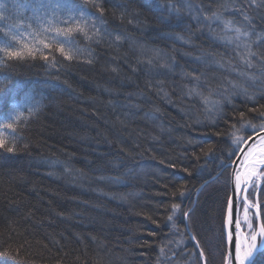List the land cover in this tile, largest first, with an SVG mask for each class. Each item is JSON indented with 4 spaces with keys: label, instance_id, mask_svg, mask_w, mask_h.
<instances>
[{
    "label": "trees",
    "instance_id": "1",
    "mask_svg": "<svg viewBox=\"0 0 264 264\" xmlns=\"http://www.w3.org/2000/svg\"><path fill=\"white\" fill-rule=\"evenodd\" d=\"M85 11L73 59L54 45L48 60L0 63V101L31 90L40 104L9 138L14 151L0 148V264H202L188 230L206 264H223V166L240 147L232 133H249L240 113L264 123V76L218 37L226 20L264 34V0H94ZM240 71L259 79L248 86ZM194 87L219 104L207 111Z\"/></svg>",
    "mask_w": 264,
    "mask_h": 264
},
{
    "label": "snow or ice",
    "instance_id": "2",
    "mask_svg": "<svg viewBox=\"0 0 264 264\" xmlns=\"http://www.w3.org/2000/svg\"><path fill=\"white\" fill-rule=\"evenodd\" d=\"M89 4H94V0H81L80 3L73 0V3L67 7L58 0H37V3L33 5H14L17 14L15 17H9L5 15L8 11L6 5L0 3V22L13 21L0 27V34L5 37V42L0 44V63L7 60L35 59L37 55L48 60L44 50H51L54 45L66 60L73 59L79 50L73 47L74 42L69 38V34L73 31L84 32V26L87 23L85 17L90 15L85 8ZM25 10L30 11L31 15H24ZM64 11L70 14L78 12L79 17L73 15L61 17L60 13ZM213 15L216 20L221 19L219 15ZM206 19L212 18L206 17ZM222 23L225 34L218 39L228 44H235L236 55L240 62L249 69L259 67L261 76H264V34L235 26L231 20L222 21ZM232 32L235 35H228ZM216 64L221 68L224 67L220 61H216ZM229 65H231L230 61ZM238 75L253 81L259 78L254 73L249 74L244 71L239 72ZM193 79L199 81L200 77L195 76ZM232 86L238 87L235 83H232ZM243 91L247 93L246 89ZM189 95L200 97L207 111H212L219 104L218 100L211 99V89L205 96L194 87L189 90ZM39 107V101L35 100L31 90H23L18 100L10 101L7 105L0 101V148L7 152L14 151L15 145L9 144V138L16 139L17 126L21 121L26 122L33 116ZM260 115L264 118V112ZM240 117V128L237 131L243 129L250 131L247 138L237 135L236 132L232 133L233 144L246 147H238L230 153L231 156H235L236 151H239L242 156L237 158L233 172V197L227 200L223 223L224 246L227 251L223 262L224 264H264V219H262L264 207L261 203V198L264 197V187H262L264 184V123L257 126L251 121L245 122L244 113H240ZM232 127L236 128V125ZM249 189L252 191L249 192ZM250 197H256V199H250ZM172 208L175 212L179 209V205L173 204ZM168 219L172 220V216L170 215ZM197 247H199L198 243ZM160 251L163 253L164 249L161 248ZM199 256L201 258L205 256L203 249L200 250Z\"/></svg>",
    "mask_w": 264,
    "mask_h": 264
},
{
    "label": "rangeland",
    "instance_id": "3",
    "mask_svg": "<svg viewBox=\"0 0 264 264\" xmlns=\"http://www.w3.org/2000/svg\"><path fill=\"white\" fill-rule=\"evenodd\" d=\"M22 1H24V0H22ZM0 3H4L5 5H6V7H7V9H8V11L5 13V15L6 16H9V17H15L16 16V9L14 8V5H20L19 4V2L17 1V0H9V1H5L4 2V0H0ZM26 4H28V5H33V4H35V3H37V0H26V2H25ZM30 12V11H29ZM24 15H31V12H30V14H26L25 13V11H24V13H23ZM10 22H13V21H11V20H9V21H6V22H1L2 24V27L4 26V24L5 23H10ZM228 35H235V33L234 32H232V33H228ZM259 63V62H258ZM257 71H260L259 69L257 70ZM241 72V71H240ZM245 72V71H244ZM247 73H249V74H252V72L250 73L249 71H247ZM232 75V74H231ZM233 78H235L236 80H238L239 82H240V80L242 79V83H246V85H248V86H252V84H253V80H250V79H248L247 77H244V76H240V75H235V74H233ZM230 78H228L227 80H229ZM259 79V78H258ZM259 81H261V78H260V80ZM229 82V81H228ZM231 82V81H230ZM229 82V83H230ZM232 83V82H231ZM233 89H234V87H233ZM235 89H238L237 87H235ZM248 131H250L249 129H247ZM252 190L251 189H249V192H251ZM256 197H250V199H255ZM240 213H241V216L243 215V209L241 208L240 209ZM226 249V248H225Z\"/></svg>",
    "mask_w": 264,
    "mask_h": 264
},
{
    "label": "water",
    "instance_id": "4",
    "mask_svg": "<svg viewBox=\"0 0 264 264\" xmlns=\"http://www.w3.org/2000/svg\"><path fill=\"white\" fill-rule=\"evenodd\" d=\"M251 141H249L250 143ZM241 147H246L245 145H241ZM242 156V153L237 151V154L235 155L234 157V160L233 162L231 163V170H230V181H229V185H230V190H229V197H233V188H234V184H233V172H234V168L236 166V162H237V158L241 157ZM256 199V198H255ZM226 208H227V204H226ZM225 215H226V211H225ZM225 218V216H224ZM224 239H225V233H224Z\"/></svg>",
    "mask_w": 264,
    "mask_h": 264
},
{
    "label": "bare ground",
    "instance_id": "5",
    "mask_svg": "<svg viewBox=\"0 0 264 264\" xmlns=\"http://www.w3.org/2000/svg\"><path fill=\"white\" fill-rule=\"evenodd\" d=\"M247 138V137H246ZM240 147H241V145H240ZM234 160V159H233ZM233 160L231 161V162H229V163H227L226 165H224L223 166V168H225V167H228L229 168V175H230V170H231V163L233 162ZM230 190V189H229ZM200 191V189L196 192V194L198 193ZM228 195H229V193H228ZM228 200V199H227ZM226 204H227V201H226ZM225 207H226V205H225ZM225 211H226V209H225ZM225 216V215H224ZM225 219V218H224ZM187 233H188V235H189V237H190V240L192 241V242H194L193 244H194V246H195V248H196V251H197V253H198V255H199V252H200V246L199 247H197V242H196V240H194L193 239V237L194 236H192V234L190 233V231L188 230L187 231ZM224 233H225V231L223 230V237H224ZM226 250V249H225ZM227 251V250H226ZM199 258H200V260L202 261V264H205V260H204V257L203 258H201L200 256H199ZM223 264H224V262H223Z\"/></svg>",
    "mask_w": 264,
    "mask_h": 264
}]
</instances>
